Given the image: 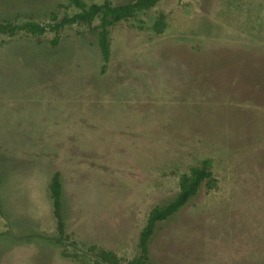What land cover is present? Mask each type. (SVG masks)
Returning <instances> with one entry per match:
<instances>
[{"label": "rangeland", "instance_id": "374dc122", "mask_svg": "<svg viewBox=\"0 0 264 264\" xmlns=\"http://www.w3.org/2000/svg\"><path fill=\"white\" fill-rule=\"evenodd\" d=\"M60 4L0 0V19L47 23ZM53 38L0 34V264L128 260L202 164L216 186L158 224L147 264H264V0H161L112 28L104 72L88 28Z\"/></svg>", "mask_w": 264, "mask_h": 264}, {"label": "trees", "instance_id": "16d2710c", "mask_svg": "<svg viewBox=\"0 0 264 264\" xmlns=\"http://www.w3.org/2000/svg\"><path fill=\"white\" fill-rule=\"evenodd\" d=\"M161 0H129L114 4L110 0H65L56 11L50 13L49 22L40 23L32 19L20 21L18 18L0 19V34L14 36L23 33L31 37H40L46 33L54 35L52 45L58 43L60 32L68 26L78 25L89 29L95 36L101 57V72L110 61L111 30L117 24L135 17L138 13L148 11ZM166 28V20L160 14L152 24V30L160 34ZM216 178L205 165H195L179 178L176 195L168 203L154 206L148 213L145 226L138 236V252L128 260H122L109 249L90 246L87 253L95 264H147L149 261L148 245L155 234L158 224L168 220L183 208L200 191L212 190ZM49 194L52 203V215L55 219L56 232L60 239L65 237V225L61 216L62 184L59 173L50 179Z\"/></svg>", "mask_w": 264, "mask_h": 264}]
</instances>
